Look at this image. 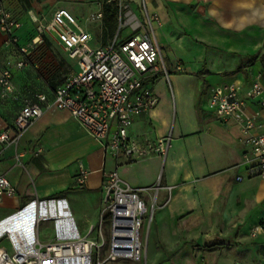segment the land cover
<instances>
[{"label": "crops", "instance_id": "obj_1", "mask_svg": "<svg viewBox=\"0 0 264 264\" xmlns=\"http://www.w3.org/2000/svg\"><path fill=\"white\" fill-rule=\"evenodd\" d=\"M123 1L135 6L139 0ZM143 2L161 22L154 36L169 75L155 78L158 102L133 119L128 134L140 144L170 136L166 156L114 157L69 111L44 110L16 144L2 150L0 174L16 191L2 197L0 217L33 198L62 197L85 233L98 221L105 175L116 170L133 187L160 184L152 223L160 247L154 246L151 264H264V232L250 233L263 219L264 178L249 176L241 163L236 121L215 118L207 106L217 84L233 82L243 91L257 74L264 84V0ZM4 40L0 30V57H16ZM44 40L40 47L52 42ZM68 60L65 54L64 77L73 70ZM28 67L14 72L21 96L51 97L54 88L19 84ZM247 105L249 113L257 109L254 101ZM20 106V100L0 97V129L12 132ZM79 163L88 170L82 186L75 182ZM142 195L148 202L150 195Z\"/></svg>", "mask_w": 264, "mask_h": 264}, {"label": "built area", "instance_id": "obj_2", "mask_svg": "<svg viewBox=\"0 0 264 264\" xmlns=\"http://www.w3.org/2000/svg\"><path fill=\"white\" fill-rule=\"evenodd\" d=\"M118 6V27L105 38L101 4L83 21L67 7H61L52 10L45 23L33 17L36 34L21 45L17 40L20 23L0 0V30L5 45H17L18 52L14 58L0 57V97L21 101L12 132L0 129V155L5 147L18 142L44 110L56 108L69 111L114 157L166 156L170 136L140 144L128 134L133 119L158 102L153 91L155 78L168 79L169 71L154 36V24L161 22L144 2L145 21L123 0ZM94 23L99 29L93 36L88 26ZM45 38L55 41L66 57L76 60V66L72 65L73 70L54 87L51 97L41 92L23 97L14 84V72L29 66L30 52ZM91 41H95L94 46ZM175 68L181 70L180 65ZM247 101L257 105L253 113L248 112ZM207 106L215 118L236 121L244 148L241 163L246 165L249 176L264 178V84L260 74L243 91L233 82L211 87ZM78 167L75 182L82 186L88 170L81 163ZM158 188L159 182L133 187L116 170L106 173L98 221L84 234L79 232L70 211L69 216L49 211L51 204L67 208L65 198L30 199L14 213L0 217V242L6 239L11 245L10 251L0 247V264H107L118 260L146 264L148 230L158 206ZM15 191V185L0 174V202ZM142 193L150 195L148 202ZM262 218L251 228L252 236L264 232V215ZM43 220L53 222L54 239L39 240L38 224Z\"/></svg>", "mask_w": 264, "mask_h": 264}, {"label": "rangeland", "instance_id": "obj_3", "mask_svg": "<svg viewBox=\"0 0 264 264\" xmlns=\"http://www.w3.org/2000/svg\"><path fill=\"white\" fill-rule=\"evenodd\" d=\"M7 10L12 13L14 18L20 23V28L18 29L17 40L21 44L29 43L30 39L35 35L36 24L32 22L33 17H38L42 23H45L47 19L51 16V11L56 8L67 7L72 13L76 16L79 21H83L91 12H94L96 7H98L102 0H30V6L25 7L19 3L18 0H4ZM143 0H139L138 3L133 6L130 5V8L135 11L141 18L145 21L144 13L142 9ZM89 29L94 36L95 33H98V27L94 24H89ZM156 26L154 24V32ZM95 41H91L90 44L94 46ZM43 45V44H42ZM46 47H40L38 45L35 50L30 52L31 63L29 67L26 68L24 76L18 77L19 84L29 83L30 87L33 89H46L50 87V82L53 80L59 79L61 76H64L66 73V68L62 66L61 62L63 61L65 54L60 46L52 40V42L46 43ZM15 50L16 57L18 56L17 45H13ZM72 65L76 66V60H68ZM155 216V215H154ZM153 216V217H154ZM153 224L155 222L153 220ZM39 240H51L54 239V225L51 220L40 221L39 224ZM81 234H84L80 230ZM148 241L147 249L148 252L146 256V264H151L150 256L154 251V246L157 245V239L153 231V226L151 225L148 230ZM6 247L10 251V243L3 239L0 242V247ZM157 247V249H158ZM191 251L194 253V245L191 244ZM107 264H138L134 262H124L118 260L116 262H111Z\"/></svg>", "mask_w": 264, "mask_h": 264}, {"label": "trees", "instance_id": "obj_4", "mask_svg": "<svg viewBox=\"0 0 264 264\" xmlns=\"http://www.w3.org/2000/svg\"><path fill=\"white\" fill-rule=\"evenodd\" d=\"M21 5L28 7L30 6V0H18ZM119 0H102L101 3V10H103V20L102 24L104 27V33L103 38L106 37V35H112L117 27V17L119 13V6H118ZM64 79V76H61L57 80H53L50 82V87L53 89L57 84L61 83V81Z\"/></svg>", "mask_w": 264, "mask_h": 264}, {"label": "bare ground", "instance_id": "obj_5", "mask_svg": "<svg viewBox=\"0 0 264 264\" xmlns=\"http://www.w3.org/2000/svg\"><path fill=\"white\" fill-rule=\"evenodd\" d=\"M43 211V209H42ZM49 211L51 212L52 215H57V214H62L63 216H69V210H67L66 206L61 204V205H54L51 204Z\"/></svg>", "mask_w": 264, "mask_h": 264}]
</instances>
